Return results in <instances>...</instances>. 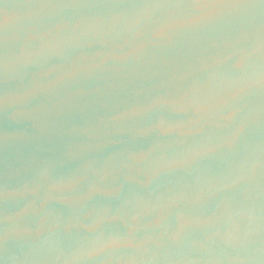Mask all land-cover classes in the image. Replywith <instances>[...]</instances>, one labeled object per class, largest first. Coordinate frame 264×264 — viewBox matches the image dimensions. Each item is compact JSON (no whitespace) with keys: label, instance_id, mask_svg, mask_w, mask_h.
I'll use <instances>...</instances> for the list:
<instances>
[{"label":"water","instance_id":"1","mask_svg":"<svg viewBox=\"0 0 264 264\" xmlns=\"http://www.w3.org/2000/svg\"><path fill=\"white\" fill-rule=\"evenodd\" d=\"M0 264H264V0H0Z\"/></svg>","mask_w":264,"mask_h":264}]
</instances>
